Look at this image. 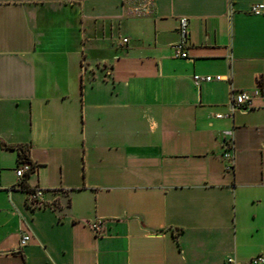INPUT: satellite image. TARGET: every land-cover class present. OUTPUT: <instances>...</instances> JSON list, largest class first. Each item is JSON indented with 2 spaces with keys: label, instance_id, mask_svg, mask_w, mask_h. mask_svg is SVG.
<instances>
[{
  "label": "crops",
  "instance_id": "obj_1",
  "mask_svg": "<svg viewBox=\"0 0 264 264\" xmlns=\"http://www.w3.org/2000/svg\"><path fill=\"white\" fill-rule=\"evenodd\" d=\"M259 3L154 0L134 15L136 0H0V264L264 257ZM240 91L250 105L225 117Z\"/></svg>",
  "mask_w": 264,
  "mask_h": 264
},
{
  "label": "built area",
  "instance_id": "obj_2",
  "mask_svg": "<svg viewBox=\"0 0 264 264\" xmlns=\"http://www.w3.org/2000/svg\"><path fill=\"white\" fill-rule=\"evenodd\" d=\"M122 2L126 3L128 1L132 0H121ZM138 2V5L133 7L131 12L134 15H145L148 14L154 5V0H136ZM250 12L253 15L256 16H264V4L259 3L255 4L251 7ZM188 30H189V21L186 17H181L179 19V34L181 36V40L178 44L174 46V50L176 51V55L180 58L186 59L188 58V54L186 51V45H187V38H188ZM123 43H127L128 39L124 38L122 40ZM194 82L199 85L201 83H209V82H217L223 80V77L221 75L217 76H211V75H194L193 76ZM251 102V96L247 91H240L237 94L232 95V102H231V109L230 113L228 115H225V117H232L234 112L239 109H246L248 108V105H250ZM218 118L224 117V115H218ZM224 158L230 162V165L228 166V169H232V161H233V153L227 152L224 154ZM32 170V165L28 162H24L20 165V167L17 169L16 174L20 181H22L24 175ZM43 191L40 189H36L31 193L29 201L34 204H43ZM96 235H100L103 231V224L100 221V219L95 220L90 224ZM28 243V238L24 237L21 240L20 245L23 247ZM226 264H242L238 262L234 257H228L226 259ZM243 264H264V257L258 256L247 263Z\"/></svg>",
  "mask_w": 264,
  "mask_h": 264
},
{
  "label": "trees",
  "instance_id": "obj_3",
  "mask_svg": "<svg viewBox=\"0 0 264 264\" xmlns=\"http://www.w3.org/2000/svg\"><path fill=\"white\" fill-rule=\"evenodd\" d=\"M19 158H20L21 162H28V163L30 162L29 158H28V156L26 154V151L23 150V149H20ZM32 168H34V167L32 166ZM21 188L24 189V190H28L31 193L34 191V190L30 189L29 186L27 185V183H25V182L21 183Z\"/></svg>",
  "mask_w": 264,
  "mask_h": 264
}]
</instances>
